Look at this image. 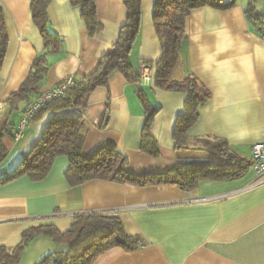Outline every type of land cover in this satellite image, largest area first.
Masks as SVG:
<instances>
[{"label": "crops", "instance_id": "0c3cea01", "mask_svg": "<svg viewBox=\"0 0 264 264\" xmlns=\"http://www.w3.org/2000/svg\"><path fill=\"white\" fill-rule=\"evenodd\" d=\"M155 1L142 0L140 32L131 54L138 73L141 61L155 64L162 57L152 18ZM30 4L31 0H0L8 38L0 61V125L7 129L3 136L7 156L0 165V178L31 152L56 117L83 115L88 124L83 157L92 158L102 147L112 145L127 158L130 175H161L177 161L206 159L203 150H176L172 135L185 114L187 95L131 83L119 72L112 74L107 87L90 96L83 112H46L15 139L28 102L15 108L8 100L45 48ZM96 4L103 29L90 37L78 7L70 0L51 1L49 28L62 39V46L47 55L42 90H54L70 76L80 80L91 74L117 41L127 18L123 0H96ZM263 7L264 0H237L229 10L203 7L187 17L182 65L173 78L194 74L211 94L188 132L190 148L201 146L203 139H219L251 160L252 147L264 143V38L256 25ZM139 90L160 108L151 129L160 151L157 157L139 149L145 121ZM69 165L68 157L59 156L42 181L23 176L0 185V246L14 249L23 233L36 226L53 225L66 232L74 214L96 212L118 217L127 234L140 239V246L134 251L109 249L92 264H264V184L253 187L258 175L252 167L239 177L204 179L194 190L184 191L176 185L139 187L104 180L71 186L65 178ZM68 250L67 243L39 236L18 264H36L49 253Z\"/></svg>", "mask_w": 264, "mask_h": 264}, {"label": "trees", "instance_id": "16d2710c", "mask_svg": "<svg viewBox=\"0 0 264 264\" xmlns=\"http://www.w3.org/2000/svg\"><path fill=\"white\" fill-rule=\"evenodd\" d=\"M51 1L31 0L32 21L39 29L45 48L34 59L26 80L9 98L8 102L15 108L29 102L33 95L42 91L48 72L47 55L61 49L62 39L49 28L48 9ZM123 2L127 10L126 22L120 28L117 41L101 57L96 70L80 80L73 78L74 84L64 92V96L47 102L32 120L51 111L78 109L83 112L90 96L97 89L107 87L110 77L116 72L123 74L131 83H139V73L131 64V54L140 32L142 0ZM70 3L79 8L80 18L90 37L102 31L96 0H70ZM236 4L237 0H156L153 9V24L162 48V57L152 64L153 85L157 89L187 95L184 102L185 114L177 120L172 136L176 142V150H203L207 153L205 160L177 161L171 171L161 175H130L126 171L127 158L112 145L102 147L92 158L83 157L82 149L88 129L83 115L56 117L49 121L31 152L10 173L0 178V185L23 176L34 182L42 181L49 175L55 159L59 156L69 159L70 165L65 172V178L71 186H79L91 180H104L139 187L176 185L181 190L191 191L204 179L228 180L243 175L251 167L252 161L238 154L225 141L203 139L199 141L201 146H188V132L198 122L200 107L208 102L211 94L194 74H188L181 80L173 78L182 65L181 45L187 37L186 19L189 14L203 7L225 11ZM252 9L248 8L247 12L250 13ZM256 25L264 38L259 17ZM7 44L4 16L0 8V60L6 52ZM138 97L145 110L139 149L157 157L160 151L151 129L160 108L150 103L143 90L138 91ZM6 132L7 129L0 125V165L7 156L3 145ZM39 236L67 243L69 250L66 253H49L36 264H92L100 254L109 249L120 247L126 251H134L140 246V239L128 235L118 217L85 212L74 216V222L66 232L59 231L53 225L36 226L23 233L21 242L14 249L0 246V264H18L30 242Z\"/></svg>", "mask_w": 264, "mask_h": 264}, {"label": "built area", "instance_id": "2783aa9c", "mask_svg": "<svg viewBox=\"0 0 264 264\" xmlns=\"http://www.w3.org/2000/svg\"><path fill=\"white\" fill-rule=\"evenodd\" d=\"M259 21L262 27V33H264V7L259 15ZM1 61V60H0ZM154 66L147 61H141L139 66V83L140 86H152L153 83ZM74 84L72 76L67 77L59 87L54 90H42L40 93L32 96L31 100L27 104V108L24 112V116L20 121L16 131L14 132L15 139H19L25 133L26 127L45 106V104L53 99L64 96V92ZM3 110V103L0 101V114ZM252 169L257 173L258 180L253 187L264 184V143L256 144L252 147L251 151ZM216 197V199H220ZM205 200H210L205 199ZM76 214L73 215L74 218Z\"/></svg>", "mask_w": 264, "mask_h": 264}, {"label": "rangeland", "instance_id": "374dc122", "mask_svg": "<svg viewBox=\"0 0 264 264\" xmlns=\"http://www.w3.org/2000/svg\"><path fill=\"white\" fill-rule=\"evenodd\" d=\"M28 104V103H27ZM223 196V195H222Z\"/></svg>", "mask_w": 264, "mask_h": 264}]
</instances>
